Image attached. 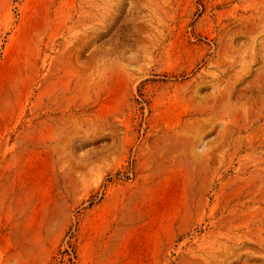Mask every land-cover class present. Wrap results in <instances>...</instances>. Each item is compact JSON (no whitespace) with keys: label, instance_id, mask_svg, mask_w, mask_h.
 Here are the masks:
<instances>
[{"label":"rangeland","instance_id":"rangeland-1","mask_svg":"<svg viewBox=\"0 0 264 264\" xmlns=\"http://www.w3.org/2000/svg\"><path fill=\"white\" fill-rule=\"evenodd\" d=\"M264 264V0H0V264Z\"/></svg>","mask_w":264,"mask_h":264},{"label":"trees","instance_id":"trees-1","mask_svg":"<svg viewBox=\"0 0 264 264\" xmlns=\"http://www.w3.org/2000/svg\"><path fill=\"white\" fill-rule=\"evenodd\" d=\"M61 256L62 258L66 259L67 261V264H73L75 259H76V256H75V252H74V248L71 244V242H69L67 248L61 252Z\"/></svg>","mask_w":264,"mask_h":264}]
</instances>
